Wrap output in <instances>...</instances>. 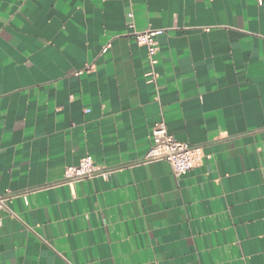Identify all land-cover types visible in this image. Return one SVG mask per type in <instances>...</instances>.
Wrapping results in <instances>:
<instances>
[{
	"label": "crops",
	"instance_id": "1",
	"mask_svg": "<svg viewBox=\"0 0 264 264\" xmlns=\"http://www.w3.org/2000/svg\"><path fill=\"white\" fill-rule=\"evenodd\" d=\"M160 121L184 176L144 162ZM85 156L110 177L61 184ZM7 192L0 264H264V0H0Z\"/></svg>",
	"mask_w": 264,
	"mask_h": 264
},
{
	"label": "built area",
	"instance_id": "2",
	"mask_svg": "<svg viewBox=\"0 0 264 264\" xmlns=\"http://www.w3.org/2000/svg\"><path fill=\"white\" fill-rule=\"evenodd\" d=\"M133 18V14L128 15ZM162 30L148 29L135 33V40L139 46L145 47L151 71L147 77L151 80L157 78L156 67L159 64L157 54L159 50L158 38ZM107 48L104 49L106 52ZM204 159L203 149L188 142H181L170 135L167 124L164 121L155 123L152 129V145L145 156V163L167 162L170 164L175 176H184L197 167ZM113 171L99 167L91 156L83 157L78 165L67 168L65 178L61 184H74L87 179L109 178ZM26 196L15 195L7 192L0 196V213H11L10 205L16 198ZM0 226L2 218L0 217Z\"/></svg>",
	"mask_w": 264,
	"mask_h": 264
}]
</instances>
